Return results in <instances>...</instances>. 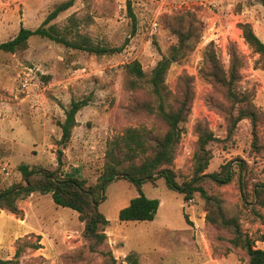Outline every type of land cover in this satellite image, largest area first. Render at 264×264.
<instances>
[{"label": "rangeland", "instance_id": "rangeland-1", "mask_svg": "<svg viewBox=\"0 0 264 264\" xmlns=\"http://www.w3.org/2000/svg\"><path fill=\"white\" fill-rule=\"evenodd\" d=\"M69 0H0V43L16 37L21 27L35 30L60 4ZM264 0H75L74 5L52 22L72 43L87 40L94 46L119 48L120 53L96 55L34 36L25 50L0 52V192L25 184L22 164L31 169L56 170L59 150L60 174L97 185L104 172L107 154L129 128L163 136L167 126L156 115L132 111L137 100L158 101L144 80L142 89L127 86L125 65L139 61L147 77L157 63L168 56L178 42L175 28L196 26L197 40L186 57L171 65L166 86L170 93L167 107L175 105L183 76L193 80L195 97L188 120L180 124L181 138L172 169L183 185L193 178V157L198 142L196 127L205 124L220 140L228 136L232 111L223 91L203 78L205 50H215L223 67L231 63V48L240 58L238 88L252 96L260 113L258 146L252 148L253 127L242 120L232 137L209 145L213 159L207 173L222 165L245 160L249 165L248 188L264 182V55L245 40L242 24L252 25L264 43ZM136 17L134 22L129 8ZM88 105L76 115L71 140L61 143L66 111L73 101ZM140 162V161H139ZM236 163V162H235ZM235 168H237L235 164ZM206 190L223 198L240 212L241 227L256 239L264 232V207L245 203L236 178L231 184ZM143 194L161 202L152 222H122L120 211L139 196L128 179L109 183L101 212L109 220L108 239L98 252H91L84 238V223L76 211L57 206L51 194L34 193L18 202L22 214L0 209L5 233L0 231V259L15 260L23 242L40 240L42 248H23L18 264H107L112 252L117 264H249L243 250L233 248L231 235L206 221L205 201L199 193L186 201L170 189L164 178L141 187ZM255 206L257 213L252 211ZM28 222L36 231L15 232ZM14 233V234H13ZM256 246L264 250V243Z\"/></svg>", "mask_w": 264, "mask_h": 264}, {"label": "trees", "instance_id": "trees-1", "mask_svg": "<svg viewBox=\"0 0 264 264\" xmlns=\"http://www.w3.org/2000/svg\"><path fill=\"white\" fill-rule=\"evenodd\" d=\"M75 0H69L57 6L44 20L40 27L35 30L21 27L19 33L13 39L0 43V52L16 53L27 49L29 40L38 36L56 43L66 45L75 49L84 50L91 54L107 55L120 53L123 46L119 48H107L105 46H94L87 40L80 43L70 42L66 36L52 24L59 15L69 10ZM264 6V2H263ZM131 18L136 24V17L129 8ZM187 28L182 26L175 28L174 33L178 36V42L171 47L168 56H164L153 69L148 78L139 61H133L125 65L127 86L130 90L142 89L141 83L146 80L150 84L151 94L158 101L154 107L148 100H137L133 103L132 111L142 112L149 115H156L167 126V132L163 136H155L150 131L129 128L125 136L116 140L107 154V162L100 181L95 186L86 187V181L63 176L61 171L63 154L59 150V167L50 171L46 169H31L28 165L22 164L20 171L25 184H17L12 188L0 192V209H6L12 214L19 216L22 210L18 202L34 193L42 195L51 194L57 206L70 208L79 215V220L84 223V238L88 242L91 252L98 250L105 245L108 236L106 228L110 222L100 210V204L106 199L105 190L109 183L125 178L138 188L139 196L134 198L130 204L120 211L119 218L122 222H152L155 220L161 202L158 199L147 198L142 192V185L147 182L155 183L157 179L164 178L170 189L184 195L186 201L193 199L199 193L205 201L207 212L206 221L219 229L228 231L231 235L230 243L233 248L244 251L249 259V264H264V250L256 246L258 241L264 243V232L256 239H253L242 230L240 212L227 205L223 198L210 194L205 185L208 183L215 186L231 184L238 179L239 188L243 201L259 208L264 207V182H256L253 189L248 188L249 165L243 159L229 162L221 166V169L214 173H207L213 154L209 145L213 142H225L232 137L238 124L242 120H250L253 127L252 148L259 151L258 146V123L260 113L252 103V96L248 92H242L238 88L240 80V58L234 47L231 48V63L226 70L211 47L205 50V66L201 70L204 79L220 88L227 101L231 104L232 111L228 122V136L220 140L203 123L196 127L198 142L193 157V178L183 185L177 181V176L172 165L175 158L176 147L180 143V124L188 120L195 97L193 80L189 76H183L180 85V93L175 105L167 107L169 91L166 86V77L171 65L183 60L188 51L196 45V26L193 20H189ZM243 35L246 42L259 54L264 55V43L256 35L251 24H242ZM88 105L86 100L73 101L70 109L66 111L64 123L59 124L62 129L61 143L67 144L72 137V131L76 127V115ZM140 161V162H139ZM235 164L237 168H235ZM252 211L257 213L256 207ZM32 244L29 241L17 250L15 260L4 261L0 264H18V258L24 251L23 248L39 250L42 248L39 243ZM107 264H117L112 252H107Z\"/></svg>", "mask_w": 264, "mask_h": 264}, {"label": "crops", "instance_id": "crops-1", "mask_svg": "<svg viewBox=\"0 0 264 264\" xmlns=\"http://www.w3.org/2000/svg\"><path fill=\"white\" fill-rule=\"evenodd\" d=\"M20 222L24 223V225L22 224H19L17 225V228L15 229L16 231L15 232H21V231H24L25 233L24 234H27V233H30L31 232H34L36 231V227L32 226L29 222H28V216H26V218L24 220L22 219H19ZM5 221L4 220H0V231L2 233H5ZM14 234V233H13Z\"/></svg>", "mask_w": 264, "mask_h": 264}]
</instances>
